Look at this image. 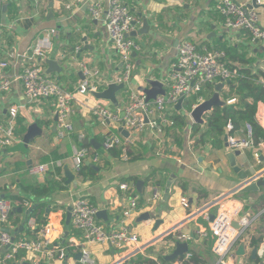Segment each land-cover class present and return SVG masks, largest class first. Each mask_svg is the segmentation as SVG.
<instances>
[{
    "label": "crops",
    "instance_id": "crops-1",
    "mask_svg": "<svg viewBox=\"0 0 264 264\" xmlns=\"http://www.w3.org/2000/svg\"><path fill=\"white\" fill-rule=\"evenodd\" d=\"M89 1L0 0V63L8 62V67L0 68V81L5 78L12 82L10 90L0 97V120L8 123L9 109L18 107L15 119L17 141L9 147H0V196L11 200L27 199L31 203L27 208L18 200H13L17 204L16 209L22 208V212L17 210L14 216L12 214L5 229L21 237L33 238L34 230L38 227L37 217L29 216L33 208L39 205L43 212L40 221L52 223L57 229L53 237L55 245H73L82 237V233L74 229L72 218L67 223L75 200L86 198L101 211H107L108 222L101 221L110 228H118L123 211L129 209L131 199L137 197L138 207L127 217L126 223L133 234L138 235L144 247L142 252L136 247L118 250L108 245H87L96 264H127L137 254L159 260V257L171 255L176 249V246L168 244L175 234L192 237L188 245L189 252L193 254V264H216L210 225L220 207L216 201L222 199L220 202L227 209H241L235 220L239 227L242 218L249 221L244 241H240L234 249L235 259H228L227 264H264V188L254 193L239 190L244 183L264 173V150L261 149L259 158L252 150L241 152L236 157L237 167L240 168L236 172L228 157L231 151L227 146V130L217 147L213 146L211 140L200 142L204 124H197L187 116L185 110L192 108L185 107L181 111L175 107L169 114L172 119L179 112L186 117L183 130L175 124L173 128L168 127L162 136L152 134L148 128L143 133L128 131L130 136L126 138L120 131L124 127L101 124L97 120L93 110L97 105L101 103L113 109L115 107L111 102L97 99L96 95L76 97L75 113L71 119L74 132L63 140H57L54 102L25 99L23 85L18 80L28 64L24 56L30 54L37 40L50 29H57L59 34L53 40L49 59L55 61L60 70L53 68L48 73L49 65L44 62L43 66L47 74L67 90H74L83 80L82 63L98 68L109 81L120 72L122 65L109 38L105 16L93 19L89 13ZM121 1L137 19L131 38L141 45V50L133 54L135 70L129 86L125 88L126 91L123 89L117 93V99L122 104L120 110L128 102L127 92L143 93V88H151L150 80L162 83L166 93L170 91L173 64L183 40H189L201 48L223 50L231 65L251 69L253 73H264V41L251 43L246 32L225 28L217 10L222 0ZM234 1L248 7L254 0ZM51 2L54 3L53 14H50ZM258 12L260 24L264 27V8H258ZM144 19L151 27L148 34L141 33ZM84 38H87L88 46L94 47L93 51L85 49ZM77 46L82 47L80 54L75 53ZM105 89L102 87V90ZM214 93L215 88L209 97ZM228 93L229 84L221 93L222 101L227 105L236 104L235 99L234 103L228 104L233 100V97L225 99ZM204 99L206 101L208 97L204 95ZM262 110L264 103L260 102L257 114ZM34 124L38 125L42 134L26 144L24 138ZM194 125L202 126L196 135L193 134ZM111 133L128 141L126 159L122 149L106 151L103 148L104 137ZM86 146L100 156L99 164H86L97 167L95 181L76 175L70 165L75 149ZM116 152L120 155L117 156ZM49 161L64 163L63 167L57 166L51 173L59 181L65 178L68 188L55 191L47 198H34L28 188L34 190L53 178L51 173L43 177L31 176L30 169ZM68 172L74 177L71 183H68ZM140 182L142 185L138 186ZM122 183L129 184L130 189H121ZM156 188L160 191V198L148 201ZM183 199L188 200V207L182 205ZM147 212L152 215L151 219L141 220V216ZM31 220L34 221L32 225ZM158 220L162 223L156 228ZM201 232L207 233V236H202ZM253 239H260L258 247L251 246ZM241 244L245 245L244 256L237 254ZM254 249H257V254L253 258ZM79 251L70 248L64 260L49 264H80ZM176 260L169 262L174 264ZM34 262L33 254L22 252L18 260L11 264Z\"/></svg>",
    "mask_w": 264,
    "mask_h": 264
},
{
    "label": "built area",
    "instance_id": "built-area-1",
    "mask_svg": "<svg viewBox=\"0 0 264 264\" xmlns=\"http://www.w3.org/2000/svg\"><path fill=\"white\" fill-rule=\"evenodd\" d=\"M255 1L257 7L252 9H248L246 5L239 4L234 0H222L217 7L225 28L246 32L251 43L264 41V27L260 24L258 12V8H264V0ZM89 13L96 20L105 16L109 38L121 62V70L112 80L105 79L98 68L90 67L85 63L80 66L83 80L72 91L67 90L61 83L51 78L43 63L49 59L53 49V40L59 34L57 29L46 31L37 40L30 54L24 56L28 64L18 77L23 85L26 100L54 102L57 117V140H63L74 132L71 119L75 113L74 103L78 95H95L103 91L102 87L107 88L111 84H124L125 88L129 86L135 70L133 54L141 50V45L129 37L135 28L134 22H137V19L121 0H90ZM81 49V46H77L75 53L80 54ZM6 67H8L7 61L0 63L1 69ZM243 71L244 68H238L228 62L225 51L201 48L189 40H183L178 46V58L173 64L172 86L165 96L160 95L148 102L144 93L130 90L127 92L128 102L122 110L113 109L110 105L100 103L93 109L94 114L101 124L124 127L130 133H143L149 128L152 134L162 136L166 134L168 127L175 126V121L169 114L174 111L181 99H183V110L185 102L191 94L201 93L206 83L221 81L226 83L237 77H242ZM256 74L253 73V75ZM260 83L264 86V81ZM11 85L12 82L9 79L3 78L0 81V97L10 90ZM204 102V96L200 95L191 110L184 109L185 114L191 118L192 110ZM234 102L233 99L228 101V104ZM9 115L8 123L0 120L1 148L9 147L17 141L15 119L18 115V107H11ZM255 122L264 130V110L256 115ZM226 130L228 133L227 146L231 152L252 150L256 158L260 157L261 149L264 150V140L256 145L254 127L251 123H247L244 129L236 130L234 125L229 122ZM239 134L242 135L239 136ZM127 142L121 136L111 133L104 137L102 146L106 151L122 149L126 159ZM87 163L99 164L100 156L90 148H76L70 158L73 172L79 176ZM63 165L64 163L55 161L40 163L31 167L30 175L43 177L53 172L57 166L63 167ZM120 188L129 190L130 185L122 183ZM159 198L160 191L156 188L148 201H155ZM220 200L216 201L220 207L212 220L210 232L214 238L213 254L217 260L216 264H227L228 259H235L234 249L240 241H244L243 237L246 234L249 221L247 218H242L239 221V229L235 230L232 223L239 217L241 209H227ZM22 204L27 208L31 206L29 201ZM182 205L188 207V200L183 199ZM16 207L17 204L13 200L0 196V264L15 263L22 252L33 254L34 264H49L55 260H64L68 255L69 248L80 249V264H96L87 245H108L118 250L130 247H136L137 250L144 248L138 235L133 234L126 223L127 217L138 207L137 197L132 198L129 209L123 211L121 226L118 228H110L98 219L97 215L100 209L95 204L86 198H78L71 207L72 225L74 229L82 233V237L73 245L64 244L61 246L55 245L53 241L57 229L52 223H47L34 234L33 238H25L19 236L18 233L5 231ZM33 223L34 221L31 220L30 224ZM201 235L207 236V233L201 232ZM192 240L190 235L175 234L168 244L176 246L177 243L188 244ZM152 260L156 264H164L154 257ZM174 264H193V254L188 251Z\"/></svg>",
    "mask_w": 264,
    "mask_h": 264
},
{
    "label": "trees",
    "instance_id": "trees-1",
    "mask_svg": "<svg viewBox=\"0 0 264 264\" xmlns=\"http://www.w3.org/2000/svg\"><path fill=\"white\" fill-rule=\"evenodd\" d=\"M261 81H264V73L258 72L256 75H253L251 69L244 70L242 77H237L231 80L229 84V93L225 95V99L228 100V98L233 97V99L236 100V104L215 107L211 112L205 114L204 132L200 135L201 139L199 141L207 142L208 140H211L213 146L217 147L222 143L223 136L227 134L226 127L229 122L234 125L236 130H240L247 123H251L254 127L256 145L264 140V130L255 122L258 103H264V86L261 85ZM213 90L214 86L211 83H206L203 86V91L201 93L191 94V96L185 102V108L191 109L193 105L197 103V99L200 95H205L206 97L210 98L209 96L212 94ZM185 118L186 117L181 112L176 113V115L173 116L175 124L181 130H183ZM201 128L202 126L200 125H194L193 134H198ZM84 148H87V146ZM116 154L117 156L120 155L118 152H116ZM96 173L97 167L95 165H85L79 176L85 179L90 178L91 180L95 181ZM51 176L53 180L47 181L46 185L35 188L34 190L28 188V191L34 198L43 199L47 198L55 191L67 190L68 186H66L65 178L59 181L55 179L52 173ZM13 200H18L20 204L28 201L27 199L24 200L22 198H14ZM16 213L17 211H14L12 216H14ZM42 213V206L36 205L30 214L31 216H29L37 217L38 227L34 230V234H36L42 227L47 225V221H40V215ZM260 242V239H253L251 241V246L258 247ZM68 250H70V248ZM159 260L164 264H171L174 262H168L163 257H159ZM127 264H156V262L144 257L141 254H137L131 258Z\"/></svg>",
    "mask_w": 264,
    "mask_h": 264
},
{
    "label": "water",
    "instance_id": "water-1",
    "mask_svg": "<svg viewBox=\"0 0 264 264\" xmlns=\"http://www.w3.org/2000/svg\"><path fill=\"white\" fill-rule=\"evenodd\" d=\"M54 3L51 2L49 5V8L51 9L50 14H53L52 8H53ZM257 7L256 5V1L254 0L252 5L248 6V9H252ZM136 25V22H134V26ZM150 25L147 21V19H144V26H143V30L141 31V33H149L150 32ZM134 33H131L129 35V37L133 36ZM83 42L86 43L85 44V49H89L91 51L94 50V47L92 46H88L87 44V38L83 39ZM46 63L49 65V69H48V73L52 71L53 68H56L58 71L60 70L59 67H57V63L53 60L48 59L46 61ZM214 88H215V93L213 96H211L210 98H208L204 103L198 105L196 108H194L191 112V118L194 120L195 123L197 124H201L203 125L205 123L204 120V116L205 114H207L208 112H211L215 107H219V106H225L227 105V103L225 101H222L221 99V93L223 92L225 86L227 84H230V81H227L226 83H224L223 81L221 82H212L211 83ZM149 85L151 86V88H143L142 91L143 93L147 96V101H151L156 99L158 96L166 95V90L164 89L162 83H160L159 81H153L150 80L149 81ZM125 89V85L121 84V85H117V84H111L109 85L105 90L99 92L98 94H95L97 99L99 100H104V101H108L111 102L115 108L121 109L122 108V104L119 103L118 99H117V93L121 90ZM182 106H183V99H181L179 101V103L176 106V109L178 110H182ZM148 120V119H147ZM56 121H57V117H56ZM120 131L122 132L123 136L128 138L130 136V133L126 130H124L123 128L120 129ZM42 131L41 129H39L37 124L32 125L29 130L27 135L24 138V143L29 144L30 142L34 141V139L38 136H41ZM241 155L240 151H236V152H231L228 154V157L230 159V164L231 166L235 169L236 172L240 171V168L237 167V162H236V157H239ZM264 174V173H263ZM259 175L249 181H247L246 183H244L241 187H240V192L242 193H254V192H259L262 188H264V178H262V175ZM67 177H68V183H71V181H73V175L68 172L67 173ZM142 183H138V186H141ZM19 211L20 213L22 212V208L19 209H14V211ZM72 208L70 209L69 213H68V219H67V223L69 224L71 222V218H72ZM151 214L149 212L144 213L141 216V220H150L151 219ZM99 220H104L106 222H108L109 217H108V213L105 210H100L98 215H97ZM215 216H213L214 219ZM162 223V221L158 220L156 221V228L159 227V225ZM232 226L234 229H238L239 225L236 222L232 223ZM5 231H10L9 229H5ZM189 251V245L187 243H177L176 245V249L174 250V252L171 255H168L166 257H164V259L166 261H174L177 258L183 256L185 253H187ZM246 253L245 250V245L241 244L239 247V250L237 252V254L239 256H244ZM257 254V249H254L253 251V258L254 256ZM79 257H81V253L78 255Z\"/></svg>",
    "mask_w": 264,
    "mask_h": 264
},
{
    "label": "rangeland",
    "instance_id": "rangeland-1",
    "mask_svg": "<svg viewBox=\"0 0 264 264\" xmlns=\"http://www.w3.org/2000/svg\"><path fill=\"white\" fill-rule=\"evenodd\" d=\"M54 41H55V39H54Z\"/></svg>",
    "mask_w": 264,
    "mask_h": 264
}]
</instances>
